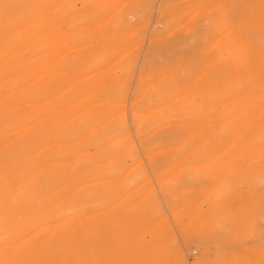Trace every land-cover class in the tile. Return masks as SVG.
Listing matches in <instances>:
<instances>
[{"label":"rangeland","instance_id":"1","mask_svg":"<svg viewBox=\"0 0 264 264\" xmlns=\"http://www.w3.org/2000/svg\"><path fill=\"white\" fill-rule=\"evenodd\" d=\"M0 264H264V0H0Z\"/></svg>","mask_w":264,"mask_h":264},{"label":"bare ground","instance_id":"2","mask_svg":"<svg viewBox=\"0 0 264 264\" xmlns=\"http://www.w3.org/2000/svg\"><path fill=\"white\" fill-rule=\"evenodd\" d=\"M40 3V2H39ZM47 193V192H46Z\"/></svg>","mask_w":264,"mask_h":264}]
</instances>
